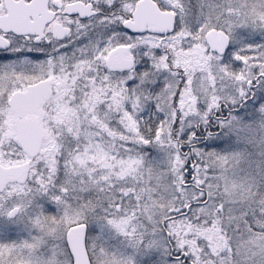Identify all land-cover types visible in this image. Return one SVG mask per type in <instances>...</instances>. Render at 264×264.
Instances as JSON below:
<instances>
[{"label":"snow or ice","instance_id":"6c2138e0","mask_svg":"<svg viewBox=\"0 0 264 264\" xmlns=\"http://www.w3.org/2000/svg\"><path fill=\"white\" fill-rule=\"evenodd\" d=\"M0 264H264V0H0Z\"/></svg>","mask_w":264,"mask_h":264}]
</instances>
